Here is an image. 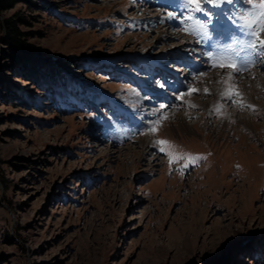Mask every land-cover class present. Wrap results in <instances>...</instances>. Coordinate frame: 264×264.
Here are the masks:
<instances>
[{
	"label": "rangeland",
	"instance_id": "1",
	"mask_svg": "<svg viewBox=\"0 0 264 264\" xmlns=\"http://www.w3.org/2000/svg\"><path fill=\"white\" fill-rule=\"evenodd\" d=\"M184 4L0 10V264H264V60L231 80L212 67L245 39L248 5ZM14 14L40 57L68 63L52 78L8 58ZM158 140L203 159L170 165Z\"/></svg>",
	"mask_w": 264,
	"mask_h": 264
},
{
	"label": "snow or ice",
	"instance_id": "2",
	"mask_svg": "<svg viewBox=\"0 0 264 264\" xmlns=\"http://www.w3.org/2000/svg\"><path fill=\"white\" fill-rule=\"evenodd\" d=\"M221 3L232 4L233 0H185V7H190L192 12L202 13L207 16V11L202 8V5H212L218 7ZM244 3L248 5L245 11L241 12L238 19H234V23L237 28L239 36L245 37V39H236L235 42L231 45H227L224 48V52L229 53L228 55H220L218 58L214 59L212 67L216 68H228L231 71L229 72V80L232 79V73H241L249 71L250 66L255 64L257 61L264 60V0H244ZM169 17H172V13H168ZM219 16L220 13H217ZM187 19H192V16L189 15ZM210 22V21H209ZM199 23L200 30L203 35L208 34L207 23ZM188 31V29H184ZM239 45L237 48L236 45ZM243 53V55H241ZM255 55V59H253ZM237 59L239 62H237ZM227 83V82H226ZM198 91V89L192 88L188 95H191L193 92ZM204 92L207 93L208 89L205 88ZM222 96L232 99V97H240V99H232V103L239 105L241 108L246 105L242 102L243 98L237 86L234 84H229L226 90L221 93ZM195 105H193L194 107ZM251 107V105H247ZM219 111V108H217ZM164 119H167L165 116ZM160 121H156L158 126ZM157 127H153L150 131L155 133ZM157 144L161 145L159 151L166 152L169 156V164L171 165L175 160L187 159L189 162L195 163L196 161L203 159V157L192 156L190 154H174L173 151H170L171 145L167 140H158ZM188 165L185 164L186 168Z\"/></svg>",
	"mask_w": 264,
	"mask_h": 264
},
{
	"label": "trees",
	"instance_id": "3",
	"mask_svg": "<svg viewBox=\"0 0 264 264\" xmlns=\"http://www.w3.org/2000/svg\"><path fill=\"white\" fill-rule=\"evenodd\" d=\"M20 0H0V10H8L12 8ZM23 16L17 14L6 18L3 21L5 36L3 42L7 48V56L14 62L24 67H30L33 77L39 80H47L52 78L54 74H58L68 63L63 62L60 58L50 61L46 57H40L38 47L27 42V34L19 29L20 24L25 23ZM35 54H39L36 55Z\"/></svg>",
	"mask_w": 264,
	"mask_h": 264
}]
</instances>
